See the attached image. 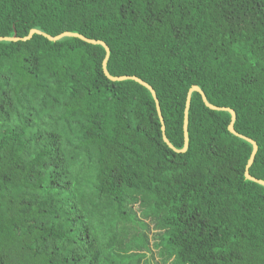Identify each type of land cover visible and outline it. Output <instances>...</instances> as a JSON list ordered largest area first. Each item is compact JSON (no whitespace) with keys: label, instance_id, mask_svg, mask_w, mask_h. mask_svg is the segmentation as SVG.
<instances>
[{"label":"trees","instance_id":"obj_1","mask_svg":"<svg viewBox=\"0 0 264 264\" xmlns=\"http://www.w3.org/2000/svg\"><path fill=\"white\" fill-rule=\"evenodd\" d=\"M31 29L103 42L177 150L197 86L264 181V0H0V38ZM104 57L0 41V264H264V187L229 113L193 92L175 152Z\"/></svg>","mask_w":264,"mask_h":264},{"label":"water","instance_id":"obj_2","mask_svg":"<svg viewBox=\"0 0 264 264\" xmlns=\"http://www.w3.org/2000/svg\"><path fill=\"white\" fill-rule=\"evenodd\" d=\"M33 34L41 35L44 38H46L47 40L52 41V42L58 41V40H60V39H62L64 37H74V38L80 39L81 41L89 43V44H98V45L102 46L104 51H105V57H104V59L102 61V70H103L104 75L110 81L133 80L134 82L140 84L141 86H143L144 88H146L149 91L151 97L154 100L156 112H157L159 121L161 123L162 140L170 149H172L175 152H184L186 150L187 146H188V135H187L188 108H189V103H190V96H191V94L193 92H197L201 96V100L203 101L204 105L208 109L214 110V111H225V112H228L229 115H230V123L227 126L228 132L231 133L232 135L240 138V139L245 140L246 142H248L252 146L250 157H249L247 165L245 167L244 177L247 180L252 181L254 183H257L259 185H262L264 187V181L255 179V178L251 177L249 175V173H248V168L252 164L254 156H255V153L257 151V145H256V143L253 140H251V139H249L247 137H244V136L238 134L237 132H235V130L233 128V123L235 121V113H234V111L232 109L226 108V107H216V106L211 105L206 100L203 92L197 86H192L187 92V96H186V100H185V106H184V113H183V138H184L183 139V148L180 149V150H177V149L173 148V146L168 142V140L166 139V137L164 135V126H163L162 117H161L158 101H157V98H156L154 90L147 83H145L144 81L138 79L137 77H134V76L113 77V76L109 75L107 70H106V63H107V59H108V55H109V49L103 42L98 41V40L87 39V38H85L82 35H79V34H76V33H69V32H64V33H61L59 35H56V36L52 37V36H49V35L41 32L39 30H36V29H31L29 31V33L25 37H22V38H18V37H15V36H13V37H3V38H0V41H18V40L26 41V40L30 39Z\"/></svg>","mask_w":264,"mask_h":264},{"label":"rangeland","instance_id":"obj_3","mask_svg":"<svg viewBox=\"0 0 264 264\" xmlns=\"http://www.w3.org/2000/svg\"><path fill=\"white\" fill-rule=\"evenodd\" d=\"M150 229H152V226H150ZM154 256H155V254H154ZM156 258H157V257L155 256L154 259H156Z\"/></svg>","mask_w":264,"mask_h":264}]
</instances>
